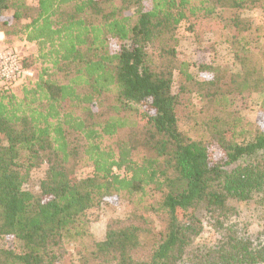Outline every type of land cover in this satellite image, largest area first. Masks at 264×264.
Returning a JSON list of instances; mask_svg holds the SVG:
<instances>
[{
    "label": "trees",
    "instance_id": "16d2710c",
    "mask_svg": "<svg viewBox=\"0 0 264 264\" xmlns=\"http://www.w3.org/2000/svg\"><path fill=\"white\" fill-rule=\"evenodd\" d=\"M182 23L229 62L195 75ZM0 35L35 48L5 47L33 77L0 84V264H264L233 204L264 207V129L237 108L264 114V0H0ZM111 198L132 210L88 248Z\"/></svg>",
    "mask_w": 264,
    "mask_h": 264
},
{
    "label": "rangeland",
    "instance_id": "374dc122",
    "mask_svg": "<svg viewBox=\"0 0 264 264\" xmlns=\"http://www.w3.org/2000/svg\"><path fill=\"white\" fill-rule=\"evenodd\" d=\"M244 16L250 18L255 24H261L263 21V14L260 10L255 9L244 12ZM177 36L179 38L178 53L183 59L192 63V72L197 74V65L199 64H223L229 62L228 52L221 44L213 45L212 42L205 41L207 37L201 39L195 38L186 30L184 23L180 24L177 29ZM2 39V37L0 38ZM14 47L18 50L21 57L32 55L35 52L33 45L23 41H13L11 43H0V47ZM215 49V50H212ZM199 77L203 75H198ZM17 88L14 90L16 91ZM257 100L244 99L238 101L237 108L241 110L242 116L249 122H256L264 129V114L257 110ZM46 170L45 165H41L38 169L31 173L30 182L26 188L31 191H36L40 180L44 176ZM91 170L86 168L79 172V176L90 174ZM146 201H150L146 199ZM257 198L252 201L234 202L233 204L239 212V219L251 235L255 234L264 226V207L260 206ZM132 204L127 201L111 198L107 204L100 206L89 212L90 227L89 238L85 241V246L92 247L95 242L104 239L106 225L113 219H125L132 210ZM211 231L209 228L205 229L204 236H209ZM80 243L67 244L66 249L68 256L73 262H77L79 257Z\"/></svg>",
    "mask_w": 264,
    "mask_h": 264
},
{
    "label": "built area",
    "instance_id": "2783aa9c",
    "mask_svg": "<svg viewBox=\"0 0 264 264\" xmlns=\"http://www.w3.org/2000/svg\"><path fill=\"white\" fill-rule=\"evenodd\" d=\"M33 72L21 66L18 54L0 47V84L14 83L23 78H32Z\"/></svg>",
    "mask_w": 264,
    "mask_h": 264
},
{
    "label": "crops",
    "instance_id": "0c3cea01",
    "mask_svg": "<svg viewBox=\"0 0 264 264\" xmlns=\"http://www.w3.org/2000/svg\"><path fill=\"white\" fill-rule=\"evenodd\" d=\"M2 37V35H0V38Z\"/></svg>",
    "mask_w": 264,
    "mask_h": 264
}]
</instances>
